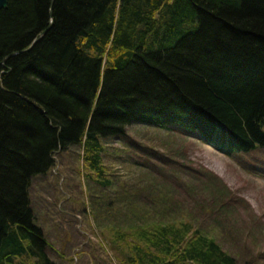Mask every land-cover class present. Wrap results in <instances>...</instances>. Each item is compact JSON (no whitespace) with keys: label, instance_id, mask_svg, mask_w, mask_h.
Instances as JSON below:
<instances>
[{"label":"trees","instance_id":"16d2710c","mask_svg":"<svg viewBox=\"0 0 264 264\" xmlns=\"http://www.w3.org/2000/svg\"><path fill=\"white\" fill-rule=\"evenodd\" d=\"M133 125L176 129L227 156L264 148V0H8L0 264H50L33 181L58 152L80 148L100 187L111 188L104 145ZM159 210L128 206L126 226L115 228L121 264H237L212 234Z\"/></svg>","mask_w":264,"mask_h":264},{"label":"rangeland","instance_id":"374dc122","mask_svg":"<svg viewBox=\"0 0 264 264\" xmlns=\"http://www.w3.org/2000/svg\"><path fill=\"white\" fill-rule=\"evenodd\" d=\"M81 156L80 148L58 152L54 167L30 190L50 264H121L125 250L115 245V228L126 226L129 205L147 202L212 234L237 264H264V148L225 157L176 129L133 125L122 140L104 145L109 189L100 187ZM106 202L114 211L104 210Z\"/></svg>","mask_w":264,"mask_h":264},{"label":"water","instance_id":"95a60500","mask_svg":"<svg viewBox=\"0 0 264 264\" xmlns=\"http://www.w3.org/2000/svg\"><path fill=\"white\" fill-rule=\"evenodd\" d=\"M7 6H8V0H0V12L7 9Z\"/></svg>","mask_w":264,"mask_h":264}]
</instances>
